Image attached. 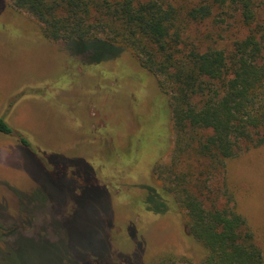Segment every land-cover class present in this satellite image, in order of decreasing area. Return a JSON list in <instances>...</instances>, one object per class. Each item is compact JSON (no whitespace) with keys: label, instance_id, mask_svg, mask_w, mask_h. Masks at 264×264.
<instances>
[{"label":"rangeland","instance_id":"rangeland-1","mask_svg":"<svg viewBox=\"0 0 264 264\" xmlns=\"http://www.w3.org/2000/svg\"><path fill=\"white\" fill-rule=\"evenodd\" d=\"M246 31L219 9L190 28L218 47ZM73 45L0 1V117L14 130L0 132V264H152L165 253L200 264L204 245L153 175L174 154L169 95L126 50L105 60L97 44L92 63ZM192 152L175 161L193 188L207 205L231 200L264 255V145L219 169Z\"/></svg>","mask_w":264,"mask_h":264},{"label":"trees","instance_id":"trees-1","mask_svg":"<svg viewBox=\"0 0 264 264\" xmlns=\"http://www.w3.org/2000/svg\"><path fill=\"white\" fill-rule=\"evenodd\" d=\"M0 1L33 16L47 39L71 47L83 42L81 52L89 51L92 63L99 44L102 59L126 50L155 76L169 95L176 139L172 160L157 163L153 175L161 193L184 213L188 233L204 245L200 264H264L263 250L236 205H207L192 186L191 172L175 161L193 151L219 169L243 147L264 145V0H202L189 8L164 0ZM216 9L247 29L231 47L190 33ZM0 132L14 133L4 117ZM152 264L195 263L165 253Z\"/></svg>","mask_w":264,"mask_h":264}]
</instances>
